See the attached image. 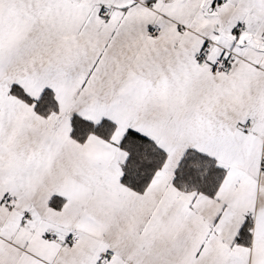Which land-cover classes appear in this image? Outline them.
<instances>
[{"label": "snow or ice", "instance_id": "snow-or-ice-1", "mask_svg": "<svg viewBox=\"0 0 264 264\" xmlns=\"http://www.w3.org/2000/svg\"><path fill=\"white\" fill-rule=\"evenodd\" d=\"M0 264H264V0H0Z\"/></svg>", "mask_w": 264, "mask_h": 264}]
</instances>
